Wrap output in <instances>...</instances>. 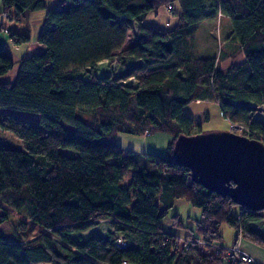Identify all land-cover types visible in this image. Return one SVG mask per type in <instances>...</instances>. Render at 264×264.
Returning a JSON list of instances; mask_svg holds the SVG:
<instances>
[{
    "label": "trees",
    "instance_id": "trees-1",
    "mask_svg": "<svg viewBox=\"0 0 264 264\" xmlns=\"http://www.w3.org/2000/svg\"><path fill=\"white\" fill-rule=\"evenodd\" d=\"M169 4V12L175 4L181 11L174 26L144 24ZM45 8V0H2L0 15L18 20ZM216 17L228 18L225 45L235 44L240 63L223 68L220 59L195 56L197 24ZM128 31L135 42L124 47ZM2 32L15 44L30 40L0 21ZM36 39L43 51L19 60L14 82L0 81V107L34 112L44 127L41 134L38 124L14 114L0 120L25 144L24 150L0 147V264H229L213 248L223 247L222 224L235 230L232 245L241 237L264 249V233L253 227L264 222V209L208 191L173 159L178 136L201 133L184 113L192 101L216 102L242 135L264 143V120L249 106L264 107V0H59L45 11ZM115 58L119 75L95 74ZM12 67L0 45V76ZM79 112L90 114L89 123ZM145 131L169 136L165 153L135 154L115 142L118 132ZM177 199L200 210L183 237L160 226ZM171 217L172 225L185 227L177 214ZM100 220H108L104 235L70 238ZM118 234L122 248L114 245Z\"/></svg>",
    "mask_w": 264,
    "mask_h": 264
},
{
    "label": "rangeland",
    "instance_id": "rangeland-1",
    "mask_svg": "<svg viewBox=\"0 0 264 264\" xmlns=\"http://www.w3.org/2000/svg\"><path fill=\"white\" fill-rule=\"evenodd\" d=\"M59 0H45V9L40 11L31 12L26 17L21 16L14 24L12 21L7 18L5 15H0V21L5 25H9L11 29L15 30L17 33H24L30 37L28 42H23L21 44H15L9 37V35L5 32H2L0 35V45L4 47V49L9 53L13 67L4 75L0 76V81L4 82H14L16 79L19 60L23 57L30 56L34 53H38L43 51L44 47L39 42H37V35L41 29L43 24V19L45 17V11L48 9H55L58 5ZM2 9V0H0V10ZM170 18L173 20L171 25H174L178 22L176 14L169 12ZM15 15V12L12 10V16ZM153 17H151L150 21ZM229 24V20L226 17H216L211 19L201 20L197 24V29L194 34L193 41V52L198 55L210 54L213 50V55L215 58L224 60L229 52L235 54L237 47L234 45H225L226 35H227V25ZM170 25V26H171ZM24 27H27V30H24ZM73 53H66L65 58L71 60L73 58ZM236 55V54H235ZM116 59V58H115ZM73 60V59H72ZM120 64L114 63V60L109 62L100 63L96 69V75L104 76L108 73H113L115 76L119 75L116 71L121 73ZM132 81V80H130ZM133 82V81H132ZM261 108H256L254 110V115L259 118H263L264 120V111ZM184 113L190 116L193 120L197 121L201 127V133H210V132H220V131H228L236 133L238 135L244 136L240 133V131L235 130V124L229 122L227 119L223 118L220 107L216 102L203 100L200 103H196L194 101L190 102L184 107ZM6 114H14L18 118L23 121H30L39 125L40 133L44 134V127L40 125L39 116L30 111L11 109V108H1L0 107V120ZM78 117L83 122L89 123L91 116L86 112H79ZM65 129L68 133H72L74 128L66 123H63ZM233 127V128H232ZM169 141V136L156 133L152 135L146 136L137 135V134H129L124 132H118L115 136V142L122 147L125 151H132L135 154L143 153V152H153L157 154H163L166 152V145ZM0 147H7L12 149H25V144L22 140L16 137L13 133L3 130L0 127ZM59 151L68 156H75L76 153L73 150L60 148ZM132 175V170H128L124 177L120 180V184L126 186L129 183V180ZM174 214L178 215L179 220L183 223L185 227H178L172 225L171 221H173L172 217ZM200 210L196 207H193L190 203L185 201L184 199H177L174 202L172 208H170L167 213L160 219V226L164 233L166 234H175L177 236L183 237L185 233L188 231L186 227H194L195 220L199 219ZM261 228L262 226H258ZM109 230L108 220H100L98 224L84 232V234L73 233L70 235L72 240H78L80 242L85 241L89 234L95 235H104L105 232ZM220 232L222 234V245L224 248H229L233 244L235 230L228 226L227 224H222L220 227ZM237 244L240 249L245 250L243 243H249L243 240L241 237L238 239ZM202 243V241L200 240ZM205 246V245H204ZM206 247V246H205ZM207 247H210L209 245ZM214 248V247H213ZM248 253V252H247ZM225 256V255H224ZM254 261L257 264L261 263L260 259L255 258V256L251 255ZM264 261V258H263ZM224 263L226 261L224 260Z\"/></svg>",
    "mask_w": 264,
    "mask_h": 264
},
{
    "label": "water",
    "instance_id": "water-1",
    "mask_svg": "<svg viewBox=\"0 0 264 264\" xmlns=\"http://www.w3.org/2000/svg\"><path fill=\"white\" fill-rule=\"evenodd\" d=\"M173 159L192 182L249 210L264 209V143L228 131L180 135Z\"/></svg>",
    "mask_w": 264,
    "mask_h": 264
},
{
    "label": "crops",
    "instance_id": "crops-1",
    "mask_svg": "<svg viewBox=\"0 0 264 264\" xmlns=\"http://www.w3.org/2000/svg\"><path fill=\"white\" fill-rule=\"evenodd\" d=\"M174 14H176V16H179L181 14L180 8H178V5L177 4L174 5ZM169 16H170V13L166 9V7H162L160 9H158V11L156 13H150V14H148L147 17H146V21H145L144 24L147 25V26H149V27H151V28H157V29L158 28L159 29L169 28V27H172V26L175 25V24L174 25H171L173 23V20ZM151 17H153V18L150 21ZM177 19H178V17H177ZM10 20L12 21V23H10V24H14L16 22L15 19L10 18ZM43 21H44V19H43ZM5 26H6V29L13 30V29L10 28L9 25H5ZM24 30H27V27H24ZM13 31H15V30H13ZM230 32H231V30H230V26L228 24L227 25V35L226 36H228ZM17 34H24V33H17ZM134 42L135 41H134L133 33L131 31H128L127 32V37H126V40H125V43H124V47H130V46H132L134 44ZM234 46H235V44H234ZM213 51L210 54H205L203 56L198 55V54L195 53V56H197L198 58L199 57L200 58H203V57L213 58L214 57ZM235 54H236L235 56L228 55L224 60L220 61L221 66L223 68H225L226 66H228L231 63H240L243 60V56L239 52H237V51H236ZM258 226H262V228L264 230V222L263 221H261V222L256 223V224L253 225V227L255 229H257L259 231H262L261 228H259ZM262 232L264 233V231H262ZM242 244L244 245L245 250H246V252H248L249 255L255 256V258L262 260V261H260L261 263L262 262L264 263V261H263V258H264V249H262V248H260L258 246H255L252 243H243L242 242Z\"/></svg>",
    "mask_w": 264,
    "mask_h": 264
},
{
    "label": "built area",
    "instance_id": "built-area-1",
    "mask_svg": "<svg viewBox=\"0 0 264 264\" xmlns=\"http://www.w3.org/2000/svg\"><path fill=\"white\" fill-rule=\"evenodd\" d=\"M172 9H173L172 5L169 4L167 6V10L170 11ZM114 63H117L116 59H114ZM87 69L89 70V68H87ZM116 72H117V74H119L118 71H116ZM95 74H96V72H95ZM128 81H130V80H126L125 82H128ZM249 106L252 107L254 110L256 108L257 109L262 108L263 109L262 111H264V107H261V106L255 105V104H250ZM233 129L238 130L240 132L244 131L243 127L238 126V125H235V128H233ZM144 134L146 136L149 135L148 131H145ZM240 134H243V133H240ZM114 245L117 248H122L126 245V242L123 239V236L121 234L116 235L115 240H114ZM213 247H214L216 253L222 252L226 256L229 264H257L254 261L253 257H251V255H249L246 251H243L242 249H240V247L237 243L235 245H232L229 248H224V247H220V246H213ZM42 264H44V263H42ZM123 264H126V263L124 262Z\"/></svg>",
    "mask_w": 264,
    "mask_h": 264
}]
</instances>
